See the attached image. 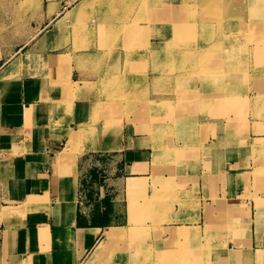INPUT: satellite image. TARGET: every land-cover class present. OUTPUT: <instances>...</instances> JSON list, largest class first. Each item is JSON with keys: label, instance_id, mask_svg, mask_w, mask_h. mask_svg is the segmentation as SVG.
<instances>
[{"label": "crops", "instance_id": "0c3cea01", "mask_svg": "<svg viewBox=\"0 0 264 264\" xmlns=\"http://www.w3.org/2000/svg\"><path fill=\"white\" fill-rule=\"evenodd\" d=\"M80 1L34 0L22 43L0 48V264H140L147 249L156 264L176 227L208 242L196 264H264V0H244L239 20L257 32L242 54L203 0H149L141 33L108 8L74 35ZM101 26L131 48L105 51ZM121 75L147 96L107 124L100 81ZM112 227L125 239L95 256Z\"/></svg>", "mask_w": 264, "mask_h": 264}, {"label": "rangeland", "instance_id": "374dc122", "mask_svg": "<svg viewBox=\"0 0 264 264\" xmlns=\"http://www.w3.org/2000/svg\"><path fill=\"white\" fill-rule=\"evenodd\" d=\"M151 1H156V3H159L162 0ZM11 2V24L8 26L0 25V35L7 33L8 35H5L9 37L8 39H10L8 41L6 40V42L0 41V48L7 47L9 51L10 49L12 50L14 47H17L19 46V44L22 43L18 39L24 36L25 29L28 27L25 25L28 23L29 17L31 16V8L32 10L34 8V0H11ZM38 2H40V0H38ZM148 2L149 0H90L88 2L87 8L83 9L82 7L79 11L76 12L74 16H71V18H77L73 33L74 35H76L79 34V32L81 31H86L87 29L85 28V25L87 20L91 19L92 17H100L102 14L107 12L108 8L118 7L123 8L122 13L123 17L125 18L123 19V22L129 23H123V25H121L122 28H124L125 33L131 32L132 29L137 30L141 33L142 28H144V24L148 27V24L151 21V12L154 10L152 8L153 5L148 4ZM243 3L244 0H203L202 4V12L204 13L205 21L216 23V26L219 30L222 29L223 31L224 29L227 34H230L232 44L235 46L233 48L239 51L238 54L243 53L242 51L246 44L248 45L250 44V42H253V36L257 32L254 25L245 26L244 24H242L241 20H239L242 13ZM1 5L2 1H0V6ZM198 5L200 4H197L194 1L193 4L187 6V10L189 13V16L187 17L188 19H195ZM137 6L138 8L135 10L134 18L131 21L129 19H126L128 18L131 10H133L134 7ZM89 8L90 10L86 11ZM133 24H135L136 26H133ZM100 28L101 34H99V37L102 38L103 41L99 43V46L105 51L111 52L113 48L120 46H124L125 49L128 50L131 48L130 45L132 42H117L115 40L117 35H111L110 31L105 32L102 26ZM184 32L187 35V41H184L182 45L190 46L191 41L195 36V29L191 28L190 25H188L187 30H185ZM143 33L148 34V30L144 29ZM87 34L88 33L83 34L82 41H80V43H87ZM3 36L4 35H2L1 37ZM89 38H91V35L89 36ZM140 43L144 44L143 41H140ZM75 47H87V45H79ZM65 57L67 58V56ZM64 62L62 64H64ZM61 71L64 70L62 69ZM100 83H104V85L112 87L105 99L108 105L111 107V112L113 113L112 119L109 120L107 124H113L115 118L117 119V115H123L128 117L132 113L130 107L132 105V102L135 101V99L138 101H144L147 96L145 90H142V87L139 88V90L137 91H133L131 88L136 84L141 86V80H137L136 84L134 83L133 85L131 78L126 79V77L123 75L112 76L107 79H103L102 81H100ZM98 93L100 94V90L98 91ZM81 140L82 138H78L76 142V149L80 145ZM132 220L133 219L131 215L130 221L132 222ZM146 220H148V218L141 219L142 222L139 223L140 226H146ZM151 223V226H156L157 224L153 219ZM126 229L127 228H110L106 235V240L102 244L109 242V245L110 243L116 242L117 240H124L126 234L124 230ZM176 230L179 233L177 234V238L175 240L176 242L172 241V247H163L161 255L159 256L156 264H196V259L198 255L202 256L204 259L207 257L209 253L208 242H205L203 244V249L200 248L199 250H197L194 247V241H192L190 238L188 239L187 237L189 235V232L187 231L189 230H187L186 228H176ZM150 255L151 251L147 249L145 251L144 260L141 261L140 264H144V261L147 260ZM134 257L135 254L132 253V261L134 260Z\"/></svg>", "mask_w": 264, "mask_h": 264}, {"label": "bare ground", "instance_id": "6f19581e", "mask_svg": "<svg viewBox=\"0 0 264 264\" xmlns=\"http://www.w3.org/2000/svg\"><path fill=\"white\" fill-rule=\"evenodd\" d=\"M90 0H81L79 3H78V5L77 6H75L69 13H68V16L71 18V16L73 15H75L76 14V12L77 11H79L82 7H83V9H85V8H87V6H88V2H89ZM173 44L175 43V42H172ZM171 43V44H172ZM177 43V42H176ZM174 45H176V44H174ZM174 47V46H173ZM174 54H176V51L174 52ZM262 96V95H261ZM197 97V96H196ZM194 99V98H193ZM248 99V98H247ZM159 103V102H158ZM250 103V102H249ZM249 106V105H248ZM132 187H133V185H132V182H131V184H129V190H132ZM113 228V227H112ZM176 228H185V227H176ZM176 228L174 229V230H172L171 232H170V238H171V240H176V238H177V234H179L178 233V231L176 230ZM119 229V228H118ZM109 243V242H108ZM108 243L106 242L105 244H100L97 248H96V250H95V252H94V255L96 256V255H98L99 253H102L103 252V250L104 249H106V247H108L109 245H108ZM92 261V260H91ZM90 261V262H91ZM133 263V262H132Z\"/></svg>", "mask_w": 264, "mask_h": 264}]
</instances>
